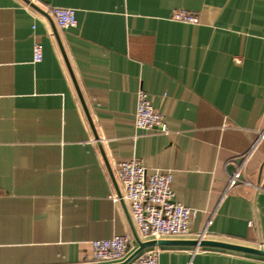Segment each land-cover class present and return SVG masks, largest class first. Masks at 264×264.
I'll list each match as a JSON object with an SVG mask.
<instances>
[{
  "label": "crops",
  "instance_id": "obj_1",
  "mask_svg": "<svg viewBox=\"0 0 264 264\" xmlns=\"http://www.w3.org/2000/svg\"><path fill=\"white\" fill-rule=\"evenodd\" d=\"M52 7L77 26L59 28ZM141 89L168 134L136 127ZM263 128L264 0H0V264H99L96 239L129 236V256L135 234L149 241L119 197L132 158L171 173L176 201L198 211L189 235L165 240H199L211 221L206 239L264 248ZM244 162L253 185L226 191ZM160 247V264H264Z\"/></svg>",
  "mask_w": 264,
  "mask_h": 264
},
{
  "label": "built area",
  "instance_id": "obj_2",
  "mask_svg": "<svg viewBox=\"0 0 264 264\" xmlns=\"http://www.w3.org/2000/svg\"><path fill=\"white\" fill-rule=\"evenodd\" d=\"M56 24L61 29L77 26L76 11L66 7H52L50 9ZM173 21L199 24L197 14L176 9L171 13ZM43 59V47L34 45V61ZM137 109L135 114L136 127L139 129H154L160 134H168V124L164 115L155 109L146 91H138ZM264 141V128L258 132L252 151ZM249 154L246 155L245 162ZM239 165L229 176L226 191L239 184L252 186L245 179L244 166ZM118 176L122 185L121 198L130 205L131 217L140 236L149 240H161L169 237H183L192 232L193 223L198 211L176 201L171 173H149L147 167L137 158L122 160L118 163ZM116 200L118 198L116 197ZM207 226L200 233L199 241L208 234ZM130 237L119 235L106 239H96L91 242L92 260L99 264H120L129 257L128 244ZM199 249V246H197ZM161 247H151L137 255L127 264H160Z\"/></svg>",
  "mask_w": 264,
  "mask_h": 264
},
{
  "label": "water",
  "instance_id": "obj_3",
  "mask_svg": "<svg viewBox=\"0 0 264 264\" xmlns=\"http://www.w3.org/2000/svg\"><path fill=\"white\" fill-rule=\"evenodd\" d=\"M97 138V135H96ZM119 197L121 198V194L119 192ZM136 241L139 245V248L132 253L123 263L120 264H127L129 263L132 259H134L140 252L143 250L156 246V245H167V244H172V245H195V246H202V247H211V248H219V249H224V250H229V251H235V252H241V253H246V254H251V255H258V256H263L264 257V248H252V247H247L243 245H237L233 243H228L224 241H215V240H209V239H204V240H176V241H171V240H149V241H142L140 238L135 234Z\"/></svg>",
  "mask_w": 264,
  "mask_h": 264
}]
</instances>
